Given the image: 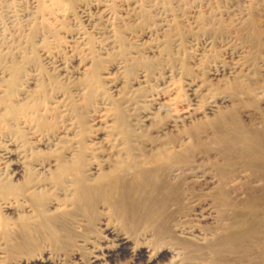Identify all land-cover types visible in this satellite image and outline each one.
I'll list each match as a JSON object with an SVG mask.
<instances>
[{
  "label": "bare ground",
  "instance_id": "bare-ground-1",
  "mask_svg": "<svg viewBox=\"0 0 264 264\" xmlns=\"http://www.w3.org/2000/svg\"><path fill=\"white\" fill-rule=\"evenodd\" d=\"M80 10L79 23L105 37L101 48L107 51L116 42L111 39L117 33L110 23L112 9L92 2ZM9 20L13 22L14 16ZM163 31L161 26L146 29L141 39L159 37ZM168 43L166 37L163 45L168 47ZM215 43L213 37L202 36L193 45L196 51L205 52ZM216 44L222 56L210 63L206 78L186 82L193 102H200L206 91L210 94L214 85L238 78L246 81L255 71L264 73L263 55L250 62L244 48L231 39ZM158 45L142 50L151 52ZM50 61L54 80L61 76L79 78L84 73L77 59ZM111 68L118 75L108 76L105 86L118 94L126 89L138 91L148 82V73L139 70L122 90L126 65L117 62ZM173 73L166 66L163 79H172ZM93 74L97 77V71ZM158 91L155 88L144 96L146 105L131 121L127 118L132 113L129 108L115 116L114 125L108 124L110 134L94 122L89 142L71 137L67 128L54 138L38 139L29 150H0V196L8 194L0 226L7 238L8 263L234 264L246 260L257 226L264 222V212L256 211L255 198L246 212L235 218L229 184L235 168L242 164L264 172V121L262 126L246 127L235 111L222 112L209 126L214 131L215 148L201 139L198 143L199 149L219 152L222 157L205 159L195 151L187 153L179 148V141L170 139L199 111L189 107L154 127L153 114L162 97ZM242 91L243 83L231 92L214 94L208 98L204 113H215ZM7 101L0 99L1 124L18 112L17 106H8ZM129 105L134 110L135 105ZM249 114L246 108L243 116ZM180 140L185 141L186 136ZM250 215H254L252 219Z\"/></svg>",
  "mask_w": 264,
  "mask_h": 264
},
{
  "label": "rangeland",
  "instance_id": "rangeland-1",
  "mask_svg": "<svg viewBox=\"0 0 264 264\" xmlns=\"http://www.w3.org/2000/svg\"><path fill=\"white\" fill-rule=\"evenodd\" d=\"M92 2L104 3L112 9L110 23L117 33L111 39L116 42L107 51L101 48L106 43L105 37L77 19L80 8ZM10 15L14 16L13 22L9 20ZM263 19L264 0H0V99L4 97L8 99V106L18 108L14 118L10 117L13 119L0 122V150H29L38 139L54 138L67 128L71 137L89 142L95 132L94 122L110 134L112 127L108 124L114 125L115 116L129 108L132 113L127 118L131 121L139 108L146 105L144 96L158 88L162 90L158 91L162 97L153 114L154 127L162 126L169 117L189 107L195 109L199 113L181 124L182 133L171 134L170 139L179 141V148L187 153L195 151L205 159L220 158L219 152L199 149V140L215 148L214 131L209 126L222 112L235 111L246 127L262 126L264 73L255 71L246 81L238 78L214 85L200 102L190 100L186 82L206 78L210 63L222 56L216 44L221 40L229 38L242 46L250 62L264 56ZM160 26L164 29L161 36L141 39L144 30ZM77 30L82 32L80 37ZM202 36L213 37L214 47L205 52L196 51L193 43ZM166 37L168 47L163 45ZM157 43L153 51L143 52V47ZM50 59L66 62L77 59L84 73L79 78L61 76L60 80H54ZM117 62H123L127 68L122 90L139 70L148 73L147 84L131 93L127 89L123 94L110 90L105 85L108 76L118 75L111 68ZM166 66L174 71V80L163 79ZM241 83L243 91L233 95L231 103L218 106L215 113H204L209 97L231 92ZM130 99L134 110L128 104ZM246 108L250 109L248 117L243 116ZM183 134L185 141L180 140ZM192 134L199 137L193 138ZM229 186L235 218L239 213L244 214L255 198L258 199L256 211L264 212V172L242 164L235 168ZM7 202L8 194L0 196V214L4 213ZM253 216L250 215L251 219ZM2 230L0 226V251L3 252L0 259L2 264H10L9 253H5L7 238L1 234ZM248 250L246 260H236L234 264H264L263 221L257 226Z\"/></svg>",
  "mask_w": 264,
  "mask_h": 264
}]
</instances>
